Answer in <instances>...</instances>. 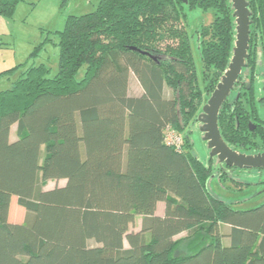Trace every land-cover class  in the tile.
Returning a JSON list of instances; mask_svg holds the SVG:
<instances>
[{"label":"trees","instance_id":"16d2710c","mask_svg":"<svg viewBox=\"0 0 264 264\" xmlns=\"http://www.w3.org/2000/svg\"><path fill=\"white\" fill-rule=\"evenodd\" d=\"M187 1L100 0L95 11L68 16L55 32L54 76L45 63L0 72L1 80L24 69L0 89V264H264V202L238 209L213 195L214 159L203 163L186 133L198 122L204 93L230 64L232 3ZM247 1L248 67L220 111L219 128L231 148L254 154L264 152V97L255 91L259 50L264 58V0ZM21 2L0 0V17L13 19ZM187 9L215 11L197 30L203 88ZM131 74L139 95L129 93ZM169 132L181 144L169 145ZM220 170L219 179L227 180V170ZM61 180L64 186L43 188ZM13 197L25 209L24 221L9 219ZM138 217L142 228L130 232Z\"/></svg>","mask_w":264,"mask_h":264},{"label":"rangeland","instance_id":"374dc122","mask_svg":"<svg viewBox=\"0 0 264 264\" xmlns=\"http://www.w3.org/2000/svg\"><path fill=\"white\" fill-rule=\"evenodd\" d=\"M100 0H71L65 7H61L62 0H25L18 4L13 20L1 18L0 20V72L16 66L23 65L28 62V65H38L45 63L53 68L51 76L58 72L59 68V47L58 34L56 31L64 29L66 20L70 15H83L93 12L97 9ZM188 14V33L190 37L191 51L199 77L200 85L204 87V65L201 58L200 39L197 30L202 26L210 24L214 19L215 11H202L201 9H187ZM49 39V41H47ZM47 41V43H46ZM173 42V40H165ZM175 41V40H174ZM42 46L37 56L30 58L31 54L40 44ZM176 43V42H175ZM160 50H165L166 42L157 43ZM24 70V69H22ZM17 71L14 75L3 77L0 80V89H7L11 86V81L17 78L21 71ZM85 68H82L78 77L82 78ZM258 77L256 79L255 91L258 98L264 97V58L259 50L257 56ZM10 79V80H9ZM215 90V89H214ZM213 90V91H214ZM142 87L134 74L130 76L129 93L138 95L142 93ZM170 89L166 88L167 94ZM213 91H207L203 95L206 103L211 97ZM204 103V104H205ZM203 104V106H204ZM260 115L264 118V107L259 108ZM16 131L14 130V133ZM174 133V132H173ZM187 136L194 143V151L199 159L209 165L210 150L207 143L203 140V134L200 131V125L197 122L191 126L190 131H187ZM172 135V133H171ZM213 176L209 182V189L213 195L222 200L231 203L238 209H250L259 206L264 202V169H237L232 170L225 168L228 172L227 180L221 181L220 168L222 164H218L217 158H214ZM222 172V171H221ZM236 179L241 183H251L250 186L240 184L235 186ZM65 181H48L44 184L45 190H51L57 186L65 185ZM15 201V200H14ZM12 218L15 221H24L25 209L20 207L18 203L12 206ZM143 218L138 217L134 224L130 227V232H137L142 228ZM223 233L228 232V227H223ZM226 230V231H225ZM186 234L178 236L177 239L184 238ZM228 240L224 244L228 245ZM126 248L129 244L125 242Z\"/></svg>","mask_w":264,"mask_h":264},{"label":"water","instance_id":"95a60500","mask_svg":"<svg viewBox=\"0 0 264 264\" xmlns=\"http://www.w3.org/2000/svg\"><path fill=\"white\" fill-rule=\"evenodd\" d=\"M187 3V0H183ZM236 24L233 54L228 68L222 73L211 97L198 115L203 140L210 150V157L217 158L218 164L237 169H264V152L248 154L231 148L221 135L219 115L223 105L230 97L244 69L248 67L251 33V11L247 0H230ZM155 58V57H154ZM251 84H247V89Z\"/></svg>","mask_w":264,"mask_h":264},{"label":"crops","instance_id":"0c3cea01","mask_svg":"<svg viewBox=\"0 0 264 264\" xmlns=\"http://www.w3.org/2000/svg\"><path fill=\"white\" fill-rule=\"evenodd\" d=\"M0 20L2 21V19H0ZM10 20H13V19H10ZM138 95H139V94H138ZM14 130L17 131V126H16V125L12 127L11 135H10L11 140H15V139H16V132L14 133ZM62 181H65V180H62ZM65 182H66V181H65ZM65 184H66V183H65ZM14 200L17 202V198L13 197L12 204H11V209H12L13 204L15 203ZM11 213H12V210H10V217H9L10 221H12V222H21V221H15V220L12 218V214H11ZM164 213H165V204L161 202V203H159L158 206H157L156 214L159 215V216H162V215H164ZM124 245H125V244H124ZM125 247H126V246H125Z\"/></svg>","mask_w":264,"mask_h":264},{"label":"built area","instance_id":"2783aa9c","mask_svg":"<svg viewBox=\"0 0 264 264\" xmlns=\"http://www.w3.org/2000/svg\"><path fill=\"white\" fill-rule=\"evenodd\" d=\"M171 133H172V135H171ZM167 143L169 145H173V144L178 145V144H181V140L175 133L169 132L167 134Z\"/></svg>","mask_w":264,"mask_h":264},{"label":"flooded vegetation","instance_id":"af4514ba","mask_svg":"<svg viewBox=\"0 0 264 264\" xmlns=\"http://www.w3.org/2000/svg\"><path fill=\"white\" fill-rule=\"evenodd\" d=\"M224 167H225V166H224ZM224 167H222V166H221V169H222V170H225V168H224Z\"/></svg>","mask_w":264,"mask_h":264}]
</instances>
